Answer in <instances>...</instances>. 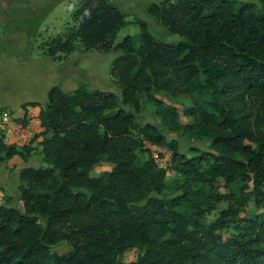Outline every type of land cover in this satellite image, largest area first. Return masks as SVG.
I'll list each match as a JSON object with an SVG mask.
<instances>
[{
    "label": "trees",
    "instance_id": "trees-1",
    "mask_svg": "<svg viewBox=\"0 0 264 264\" xmlns=\"http://www.w3.org/2000/svg\"><path fill=\"white\" fill-rule=\"evenodd\" d=\"M146 11L183 39H158L112 0H82L76 24L40 44L56 58L120 51L110 73L121 98L88 83L49 90L39 115L47 166L22 168L18 205L0 204V264H123L131 250V264H264V212L241 216L252 202L264 207V0H160ZM130 23L140 33L115 44ZM180 95L192 102L182 115L210 142L199 153L137 120L147 101L180 130L181 112L165 100ZM5 137L0 128V161L31 157L33 147ZM145 141L174 150L172 178L141 155ZM102 162L112 169L92 175ZM62 241L71 248L59 253Z\"/></svg>",
    "mask_w": 264,
    "mask_h": 264
},
{
    "label": "rangeland",
    "instance_id": "rangeland-1",
    "mask_svg": "<svg viewBox=\"0 0 264 264\" xmlns=\"http://www.w3.org/2000/svg\"><path fill=\"white\" fill-rule=\"evenodd\" d=\"M82 0H73L70 5L63 6L62 11L60 12H55L51 10H46L45 13L47 14L46 18L43 21L40 22H25L24 20H20L21 17H19L18 22L16 21L13 26H15L12 29H9L7 27L3 28L1 35H4L5 33L12 32L10 33V38L15 37L17 35V32L19 31L18 29H21L23 32H28V33H33V37H35L36 42L35 45H38V48L41 49L40 44L44 43L47 41L49 38L52 36H55L56 34L63 33L66 30V27L68 25H75L76 22L73 20L72 17V12L81 3ZM114 3L117 1L118 6L126 12L127 18L131 21L135 20V18L140 17L142 19H145L150 27L151 32L161 40H165L168 42H175V41H180L183 39L182 36L177 35V34H171L158 20L154 19L153 17H150L148 15L146 8L144 12H139V6L141 5H147L150 4L151 2H158L160 0H112ZM238 1H248V2H255L260 4V0H238ZM18 24H20L18 26ZM38 31H41V34L36 35ZM140 26L137 23H130L129 25L123 27L119 33L117 34V37L115 39V44H118L121 42L125 36L127 35H138L140 33ZM34 39V38H33ZM33 41V40H32ZM81 48V49H80ZM78 50L75 51V54L73 57L69 59L70 63H73V65L78 63L82 67L83 63H87V67L89 70V73L91 74L93 72V69L96 67L97 69L101 70L103 73L106 74L105 77V82L107 83L106 85L111 87V90L108 89H102L107 90V91H113L115 92L120 98H121V89L117 82L114 80L113 76L110 73L111 70V63L113 59L120 53V51L116 50H111L110 52H102L96 49L93 50H84L82 47H80ZM42 50V49H41ZM40 50V54H43L42 51ZM84 52V53H83ZM86 53V54H85ZM85 54V55H83ZM68 55L61 54L59 59L62 57H66ZM56 59V58H55ZM75 63V64H74ZM89 85L93 86L94 82L98 81L95 80L94 78H89L87 79ZM165 100L168 104L172 106H177L179 111L181 112V117L179 124L181 125L180 130H170L166 126H163L160 118L157 116L156 113V107L154 106L153 103H149L147 101H144L142 103L141 111L137 114V120L144 124V123H152L161 128V130L167 135L168 142L172 143L176 141L178 150L182 152H189V150L193 148H198V151L192 150V153H199L201 150H206L209 148V140L206 137H203L198 129L196 127H192L188 121L187 118L182 115V110L184 105H191V99L186 96V95H180L176 98H171V97H166ZM33 106V105H32ZM127 108V107H126ZM130 109V108H128ZM39 116H35L31 119L30 122L28 120H23L21 118L16 119L19 125V129H25L27 131H33V137L31 141L24 142V143H19L15 142V144L19 146H31L33 147L32 154L30 155L32 158L30 164L28 166H34V167H46L47 164L42 161V153L41 149L43 148L42 146V141L44 140L45 137H42L41 133L43 132L42 126L38 128L34 127L33 130L31 126L37 125L34 123L35 120H37ZM41 122V120H40ZM30 123L32 124L30 126ZM189 125H188V124ZM6 122L4 120L0 121V128H5ZM31 128V129H29ZM5 130V129H4ZM40 137V138H39ZM40 140H39V139ZM36 141L34 142V140ZM145 148L147 150H142L140 153L144 158H148L152 156L157 160V162L166 169L167 171V176L169 178H172L175 175V165L176 161L174 160V150L168 146H157L151 144L149 141H145ZM23 158V157H22ZM112 169V164L108 162H102L100 165H98L94 171L92 172V175H98L99 173L103 171H109ZM19 177L15 175H11L10 180L8 181V194H5L0 201V203H5L7 196H12L14 198V205H18V199L20 196V190H19ZM12 194V195H11ZM228 206L227 201H222L219 204L216 205V208L208 212L207 218L209 222H213L214 219L220 214L221 210L226 208ZM264 212V207H258L256 206L255 203H250L245 210L242 211L241 216L245 217L250 214H255V213H260ZM63 232H70V228L72 226V222L68 223H63L60 225ZM71 246L67 241H62L59 243L56 247L55 250L58 251L59 253H64L70 250ZM129 258V261H125L123 264H131L132 257L135 255V251L131 250L130 252H127L126 254Z\"/></svg>",
    "mask_w": 264,
    "mask_h": 264
},
{
    "label": "crops",
    "instance_id": "crops-1",
    "mask_svg": "<svg viewBox=\"0 0 264 264\" xmlns=\"http://www.w3.org/2000/svg\"><path fill=\"white\" fill-rule=\"evenodd\" d=\"M72 1L0 0V121L7 123L5 128L3 127L7 143L16 142L15 133L21 125L16 119H26L30 122L33 117L40 115L51 88L58 86L63 91H73L81 84L88 83L87 79L92 77L98 81L94 82L93 86L89 85L91 88L111 90L104 80L106 74L101 70L95 67L90 74L87 63H83L82 67L78 61L75 65L70 63L69 59L76 55L75 51L59 59L40 54L41 49L38 48L39 44L35 45L33 33L18 29L15 37L10 38L12 32L1 35L3 28H14L13 25L18 22L19 17L25 22H40L46 18V10L60 12L63 6H71ZM138 8L139 12H144L146 5ZM38 34H41V31L36 33ZM30 102H38L39 105H28ZM31 159L29 157L25 160L20 155H15L7 161H0V201L5 194L9 195L8 181L11 175L19 177L20 170L28 166ZM127 257L126 255L125 261H129ZM133 260L134 256L131 261Z\"/></svg>",
    "mask_w": 264,
    "mask_h": 264
},
{
    "label": "built area",
    "instance_id": "built-area-1",
    "mask_svg": "<svg viewBox=\"0 0 264 264\" xmlns=\"http://www.w3.org/2000/svg\"><path fill=\"white\" fill-rule=\"evenodd\" d=\"M34 123L37 124V125L31 126L32 124L30 123V126H31L32 130H33L34 127L38 128V126L39 127L42 126L39 119L35 120ZM31 128H29V129H31ZM33 135H34L33 131H27L25 129L22 130V129L18 128V130L15 133V139L19 143H24V142L31 141Z\"/></svg>",
    "mask_w": 264,
    "mask_h": 264
}]
</instances>
